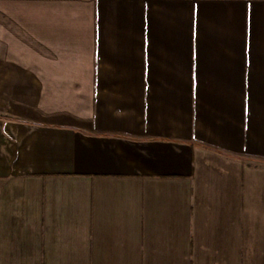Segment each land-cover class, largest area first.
I'll list each match as a JSON object with an SVG mask.
<instances>
[{"label":"crops","instance_id":"crops-1","mask_svg":"<svg viewBox=\"0 0 264 264\" xmlns=\"http://www.w3.org/2000/svg\"><path fill=\"white\" fill-rule=\"evenodd\" d=\"M0 264H264V0H0Z\"/></svg>","mask_w":264,"mask_h":264}]
</instances>
